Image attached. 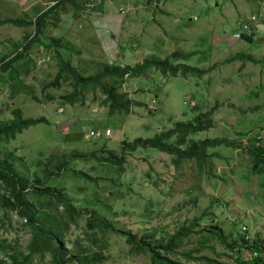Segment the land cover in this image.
<instances>
[{
    "label": "rangeland",
    "instance_id": "obj_1",
    "mask_svg": "<svg viewBox=\"0 0 264 264\" xmlns=\"http://www.w3.org/2000/svg\"><path fill=\"white\" fill-rule=\"evenodd\" d=\"M133 1L141 5L136 8L130 0H114L111 4L109 0H94L95 6H85L81 13L67 4L68 11L60 13L59 21L50 20L48 32L29 53L34 66H30L28 76L23 73L20 77L40 101L27 93L10 98L8 85H0L2 125L13 120L15 110H20L25 120L44 118L48 123L25 130L6 143L0 141V162L13 152L8 164L33 180L36 173L42 176L43 165L53 154L96 153L99 158L110 153L118 155L126 141L153 138L173 129L177 122H193L199 114L212 111L214 126L194 136L196 141L237 142V134H250L249 138L259 135L264 144V41L254 40L253 32L243 29L251 23V17L264 24V0ZM51 6V0H0V20H31L37 9L44 11ZM121 8L130 10L125 14ZM114 15H124V19L110 21ZM33 32L34 26L0 24V56L12 50V43L22 42L26 34ZM240 32L252 36V41L242 36L237 39ZM56 38H63L61 44L70 49L73 66L84 70L85 76H94L102 69L101 64L136 67L149 57L169 58L172 67L181 70L176 78L152 70L146 78L128 80L121 94H128L135 103L131 116H110L105 96L99 91L87 92L83 104L62 108L63 98L72 87L65 84L62 88H45L59 72L54 58L58 48L47 50ZM175 52L179 56L174 58ZM239 53L256 55L260 62L233 61ZM183 67L203 74L190 72L184 76ZM73 120L69 128L60 129ZM240 144L242 148L247 146L249 139ZM207 153L210 158L202 170L190 162L176 168L169 156L155 150L130 154L124 174L96 160L73 165L64 175L62 188L74 209L84 214L66 235L70 253L80 258L81 247L87 249L86 256L102 252L106 258L102 264H151L148 254L134 252L126 238L112 232L102 239L106 247L102 241L91 245L86 212L139 235L153 231L173 234L191 219L199 220L196 231L207 229L215 218L225 234L247 229L250 241L257 235L264 238V172L256 175L253 158L242 149L220 147ZM45 212L57 215L56 211ZM207 213L215 215L208 217ZM22 221L17 213L5 211L0 205V242L27 254L32 233ZM200 237L193 234L185 241L178 260L205 264L186 262L182 256L199 249ZM208 246L215 249V254L204 251L202 256L236 264L229 258L233 252L217 241ZM242 256L249 258L245 251ZM51 259L47 254L35 263L50 264ZM1 260L9 263L3 254Z\"/></svg>",
    "mask_w": 264,
    "mask_h": 264
},
{
    "label": "trees",
    "instance_id": "obj_2",
    "mask_svg": "<svg viewBox=\"0 0 264 264\" xmlns=\"http://www.w3.org/2000/svg\"><path fill=\"white\" fill-rule=\"evenodd\" d=\"M158 1V0H157ZM83 0H51L48 10H36L34 19L26 20L21 18H4L0 24H11L14 26H34V32L26 34L22 42L12 43V50L0 56V85L7 84L10 89V98L21 93L31 95L35 100L40 101L29 87L24 84L20 77L24 73L28 76L30 66H34L33 59L29 53L37 43H41L42 36H45L51 25L50 20L59 21L60 13L67 12V4L73 5L75 12H84L85 3ZM57 24V23H56ZM63 38L51 40L47 45V50L55 47V61L58 64L59 72L55 81L48 83L46 89L50 87L62 88L69 84L72 92L63 98L62 108L73 106L78 102L84 103L87 92L99 91L105 96V105L109 107L110 116L133 114L134 101L128 94H121V89L130 79L146 78L152 70L171 75L176 78L181 68L172 67L170 59L145 58L136 67L122 68L121 64L114 65L101 64L100 69L94 76H85L84 70H79L73 66L69 48L61 44ZM62 46V47H61ZM241 59L243 63H258L250 54L239 53L233 57ZM25 62V63H23ZM241 62V63H242ZM183 75L193 72L194 75H202L198 70L183 67ZM5 78H2V76ZM6 80V82H5ZM13 120L6 126L0 123V141L8 142L15 139L23 131L29 130L41 124L48 123L42 119H23L20 110L13 112ZM214 111L199 114L193 122L175 123V127L165 133L153 138H139L134 142L126 141L120 154L110 153L104 158H99L96 153L85 155L80 152L71 154H53L43 165L42 176L34 174V179L24 176L14 170L8 164L12 160L13 152L5 156V161L0 162V205L5 211L17 213L24 221L22 225L29 228L32 233L31 242L25 251L15 249L12 245L0 242V256L9 260L8 264H36V260L43 261L47 254L51 256L50 264H102L106 260L102 252H95L86 256L87 249L79 247L80 258H76L70 253L67 247L66 235L72 225H77L83 216V212L76 210L73 204L65 196L66 189L62 188V180L68 174L72 166L77 163L88 165L91 160H96L99 165H109L110 169H116L120 174L126 172L125 165L129 155L139 150H155L172 159L176 168L183 162H190L197 165L201 170L208 164L210 156L208 149L226 147L232 149H242L253 158V171L256 175L264 172V144L259 135L249 138L250 134H237V142L227 139H206L196 141L194 136L204 132L213 125ZM249 139V144L242 148L240 142ZM42 165V164H40ZM85 178V177H83ZM86 179V178H85ZM91 181V180H90ZM63 208V209H61ZM56 211L57 215L50 216L45 210ZM86 227L91 233L88 242L91 245L97 244L106 237L107 232L118 234L127 239L132 250L136 253L148 254L151 264H185L178 260L180 250L185 246V241L193 234H200V242L197 250L183 253L186 262L223 264L218 260L202 256L204 251L213 252L215 249L208 246V243L217 241L230 252V260L236 264H264V238L257 235L252 241L248 239L247 229L245 232L232 231L225 234L215 218H212V226L207 229L200 227L198 219H191L180 224L177 231L170 232H148L146 234H135L132 231L118 229L114 224L106 219L100 218L95 213L86 212ZM215 213H207L205 216H212ZM102 246L106 247L104 241ZM245 251L249 258H244L242 252ZM201 254V256H200ZM200 256V257H195ZM0 264H6L1 260Z\"/></svg>",
    "mask_w": 264,
    "mask_h": 264
},
{
    "label": "crops",
    "instance_id": "obj_3",
    "mask_svg": "<svg viewBox=\"0 0 264 264\" xmlns=\"http://www.w3.org/2000/svg\"><path fill=\"white\" fill-rule=\"evenodd\" d=\"M112 1H114V0H109V2H110V4L112 3ZM130 2H134L135 3V7L137 8L138 6H140L141 5V3L140 2H135V1H133V0H130ZM122 3H124V2H122ZM158 3V2H157ZM131 4H133V3H131ZM148 5H149V3H147ZM137 5V6H136ZM135 7L132 9L133 11L135 10ZM127 10V12L130 10V9H126V8H121V12L122 13H125V11ZM126 14V13H125ZM115 17H111V20L110 21H114V20H120V17H122V20L124 19V15H119V16H117V15H114ZM259 18V17H258ZM259 22H260V19H259ZM110 24L112 25V26H115L116 25V23L115 22H110ZM252 32H253V36H255V37H253L254 38V40H255V38H261L263 41H264V24H262L261 22L258 24V25H256V26H253L252 27ZM254 40H253V42H254ZM252 42V43H253ZM264 47V46H263ZM255 59H257V57H256V55H252ZM258 62H260L259 61V59H258Z\"/></svg>",
    "mask_w": 264,
    "mask_h": 264
},
{
    "label": "built area",
    "instance_id": "obj_4",
    "mask_svg": "<svg viewBox=\"0 0 264 264\" xmlns=\"http://www.w3.org/2000/svg\"><path fill=\"white\" fill-rule=\"evenodd\" d=\"M93 1H94V0H91L89 3H86L85 6L88 7V8H93V7L95 6L94 3H93ZM95 1H96L97 3H100L102 0H95ZM251 19H252V18H251ZM252 21H255V20H252ZM243 28H244V31H249V30H250V25L246 24V25L243 26ZM236 37H237V38L241 37V34L236 35ZM92 135H96V134H95V133H92ZM107 135H111V132L108 131V132H107ZM96 136H99V134L96 135Z\"/></svg>",
    "mask_w": 264,
    "mask_h": 264
},
{
    "label": "water",
    "instance_id": "obj_5",
    "mask_svg": "<svg viewBox=\"0 0 264 264\" xmlns=\"http://www.w3.org/2000/svg\"><path fill=\"white\" fill-rule=\"evenodd\" d=\"M253 35H254V34H253ZM253 35H252V36H253ZM252 36L242 35L243 39H245V40H247V41H250V42L252 41V38H251ZM178 56H179V53H178V52H175V53L172 55V57H174V58H175V57H178ZM151 111H152V110L150 109L149 112L151 113ZM74 121H76V120L71 121L69 124L61 125V126H60V129L63 130V129H67V128H69V127L73 124Z\"/></svg>",
    "mask_w": 264,
    "mask_h": 264
},
{
    "label": "clouds",
    "instance_id": "obj_6",
    "mask_svg": "<svg viewBox=\"0 0 264 264\" xmlns=\"http://www.w3.org/2000/svg\"><path fill=\"white\" fill-rule=\"evenodd\" d=\"M252 18V17H251ZM260 22L259 21H252L251 19V23L249 24L250 25V30L252 29L253 26H256L258 25ZM244 29V28H243ZM252 31V30H251ZM246 32V31H245ZM241 34V32H240ZM242 36V35H241ZM238 39V38H237Z\"/></svg>",
    "mask_w": 264,
    "mask_h": 264
}]
</instances>
